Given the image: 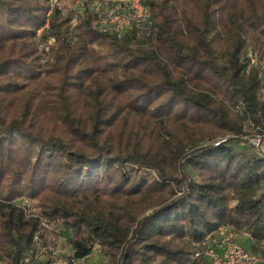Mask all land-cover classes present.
<instances>
[{
	"label": "trees",
	"instance_id": "1",
	"mask_svg": "<svg viewBox=\"0 0 264 264\" xmlns=\"http://www.w3.org/2000/svg\"><path fill=\"white\" fill-rule=\"evenodd\" d=\"M51 1L0 0V264L33 251L19 199L72 232L74 261L211 264L222 227L264 256V0H141L122 37Z\"/></svg>",
	"mask_w": 264,
	"mask_h": 264
},
{
	"label": "rangeland",
	"instance_id": "2",
	"mask_svg": "<svg viewBox=\"0 0 264 264\" xmlns=\"http://www.w3.org/2000/svg\"><path fill=\"white\" fill-rule=\"evenodd\" d=\"M130 0H52V8L48 11L47 16L50 17L55 8L62 12L64 18L71 20L70 29L74 31L76 28L80 27L84 22L86 16H92L97 19V25L102 29L101 24L105 20L108 11L127 7ZM132 30V29H131ZM103 31V29H102ZM104 33H113L119 35L120 37L127 34L128 30L117 33L116 31H109ZM41 31L39 32V36ZM39 43V42H38ZM58 47L57 42L55 43V38L51 37L47 42L43 41V44H38L37 53L43 56L45 60L49 58L52 54L51 50ZM97 51V50H96ZM101 50L98 49L97 53ZM44 60V61H45ZM45 63V62H42ZM231 111L236 112L233 107L230 108ZM249 144H251L250 139H264V131L258 129L249 136ZM218 142V141H217ZM220 142V141H219ZM263 189L261 193H264V183L262 184ZM25 201L26 206L25 214L26 217L33 220H39V229L36 232L33 240V251L29 256L26 257V263L28 264H108L110 261L109 250L101 248L97 245L94 248L93 254L85 261L79 263L72 259L71 248L68 245V238L72 237V232L66 230L59 222H50L43 218L42 210L36 206L33 201H28L26 199H19V203ZM224 233L227 236L235 237L234 240L238 245L243 247L245 250L250 251L251 241L248 236L244 233H235L230 228L222 227L214 235L207 237L204 243L206 246L205 253L209 246H211L215 241H219L221 234ZM201 253V252H200ZM204 253V254H205ZM1 264H8V262L2 258ZM33 259V260H32Z\"/></svg>",
	"mask_w": 264,
	"mask_h": 264
},
{
	"label": "built area",
	"instance_id": "3",
	"mask_svg": "<svg viewBox=\"0 0 264 264\" xmlns=\"http://www.w3.org/2000/svg\"><path fill=\"white\" fill-rule=\"evenodd\" d=\"M151 14L141 0H130L127 7L116 8L107 12L101 27L103 31L117 33L133 29L135 26L149 23ZM251 145L264 155V139H250ZM221 142L215 143L219 145ZM232 235L221 234V241L214 248L208 249L206 255L211 264H264V256L253 254L238 245ZM252 239L251 237H249ZM78 260L75 262H83Z\"/></svg>",
	"mask_w": 264,
	"mask_h": 264
}]
</instances>
